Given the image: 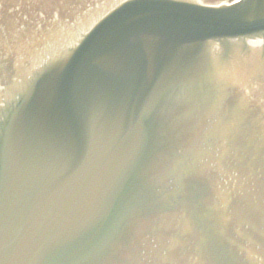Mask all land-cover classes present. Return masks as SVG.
<instances>
[{"label":"water","instance_id":"1","mask_svg":"<svg viewBox=\"0 0 264 264\" xmlns=\"http://www.w3.org/2000/svg\"><path fill=\"white\" fill-rule=\"evenodd\" d=\"M107 4L0 31V264H264V0Z\"/></svg>","mask_w":264,"mask_h":264},{"label":"bare ground","instance_id":"2","mask_svg":"<svg viewBox=\"0 0 264 264\" xmlns=\"http://www.w3.org/2000/svg\"><path fill=\"white\" fill-rule=\"evenodd\" d=\"M37 1L42 2V3L45 2L44 0H37ZM46 1H51V0H46ZM224 1L227 2L230 0H224ZM3 2L7 4V6L5 7V10L9 12V15H11L12 21L10 22V24L16 26V24L21 22V20H25V19L27 20L28 23H30L31 18L28 19L27 17H24V12L27 8H29L30 2H32V0H3ZM7 7H8V10H7ZM9 8H11V10ZM2 9L4 10V8ZM2 9L1 11H3ZM59 23L63 25L64 23L63 19L59 20L58 25ZM17 40L19 41V39Z\"/></svg>","mask_w":264,"mask_h":264},{"label":"rangeland","instance_id":"3","mask_svg":"<svg viewBox=\"0 0 264 264\" xmlns=\"http://www.w3.org/2000/svg\"><path fill=\"white\" fill-rule=\"evenodd\" d=\"M2 2H3V1L1 0L0 3H2ZM1 5H2V4H0V6H1ZM39 12H40L42 15H44V13H45V12H43V11H39ZM54 14H55V13H54ZM56 15H59V13H56Z\"/></svg>","mask_w":264,"mask_h":264}]
</instances>
